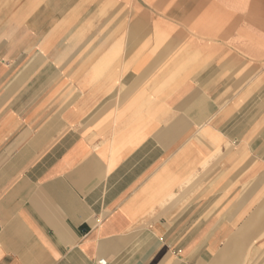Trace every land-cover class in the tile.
<instances>
[{"label": "crops", "instance_id": "crops-1", "mask_svg": "<svg viewBox=\"0 0 264 264\" xmlns=\"http://www.w3.org/2000/svg\"><path fill=\"white\" fill-rule=\"evenodd\" d=\"M136 9L0 0V264H264V157L198 169L230 49Z\"/></svg>", "mask_w": 264, "mask_h": 264}, {"label": "rangeland", "instance_id": "rangeland-1", "mask_svg": "<svg viewBox=\"0 0 264 264\" xmlns=\"http://www.w3.org/2000/svg\"><path fill=\"white\" fill-rule=\"evenodd\" d=\"M120 1L124 4L125 19L132 14L126 8L134 5L140 17L150 21L166 18L172 26L171 33L192 35L200 43L212 38L230 49V58L214 62L218 71L215 80L221 89L225 83H230V88L221 95L219 113L199 132L207 153L203 154L198 169L201 178L214 177L221 183L236 179L233 184L238 185L239 179L250 175L254 180V164L264 157L260 154L264 142V0H209L206 5L203 0H190L181 7L184 0ZM181 44L175 41L171 51L179 52ZM159 46L156 44L155 49ZM191 56L195 64L201 63V55ZM246 162H251L253 169L245 176L242 168ZM188 177L196 176L189 173ZM189 184L195 187L194 181ZM255 185L253 181L252 188Z\"/></svg>", "mask_w": 264, "mask_h": 264}, {"label": "built area", "instance_id": "built-area-1", "mask_svg": "<svg viewBox=\"0 0 264 264\" xmlns=\"http://www.w3.org/2000/svg\"><path fill=\"white\" fill-rule=\"evenodd\" d=\"M98 264H107V262L106 261H104V260H101V261H99V263Z\"/></svg>", "mask_w": 264, "mask_h": 264}]
</instances>
